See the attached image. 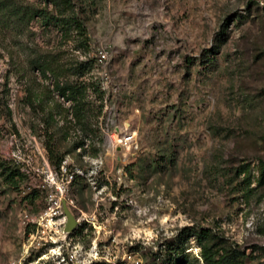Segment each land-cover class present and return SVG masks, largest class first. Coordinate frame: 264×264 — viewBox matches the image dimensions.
I'll use <instances>...</instances> for the list:
<instances>
[{
  "label": "rangeland",
  "instance_id": "obj_1",
  "mask_svg": "<svg viewBox=\"0 0 264 264\" xmlns=\"http://www.w3.org/2000/svg\"><path fill=\"white\" fill-rule=\"evenodd\" d=\"M50 9L85 35L0 25V264H205L202 244L213 264H264V0ZM125 128L131 151L109 141Z\"/></svg>",
  "mask_w": 264,
  "mask_h": 264
},
{
  "label": "trees",
  "instance_id": "obj_2",
  "mask_svg": "<svg viewBox=\"0 0 264 264\" xmlns=\"http://www.w3.org/2000/svg\"><path fill=\"white\" fill-rule=\"evenodd\" d=\"M40 4L32 3L28 0H0V25L4 30L16 35H24L28 33L31 24L39 19L43 27H50L53 24L62 23L63 26H69L74 23L82 35H85V30L81 19L78 17H61L50 9V4L53 0H40ZM54 59V58H53ZM31 68L35 71L41 72L44 76L47 73H56L52 66L51 58L43 55H36L30 60ZM81 88L72 89L71 87H64L61 89V94L71 101L78 98ZM261 178L264 180V164L261 167ZM201 240H208L213 238L212 235L206 232H201L199 235ZM202 244V243H201ZM204 248L203 257L205 264H213L212 259L216 256L212 254L211 248ZM174 249V248H173ZM215 264H221L220 258L214 260ZM184 259H180L174 264H183ZM233 264H236L233 261Z\"/></svg>",
  "mask_w": 264,
  "mask_h": 264
},
{
  "label": "built area",
  "instance_id": "obj_3",
  "mask_svg": "<svg viewBox=\"0 0 264 264\" xmlns=\"http://www.w3.org/2000/svg\"><path fill=\"white\" fill-rule=\"evenodd\" d=\"M106 59V55H102V60ZM109 141L113 145H118L117 149H122V150H127L131 151L135 146H136V133L131 132L130 129L125 128L124 132L120 133V136H118V140L115 141V137L108 135ZM58 208H52L49 210V212L46 214L47 216H50L52 219H59L61 217V212L58 211ZM67 221V218L65 217L64 219H61L60 222L61 224L58 226L59 228L62 227V225H65ZM42 226V225H41ZM43 227V226H42ZM44 231V229H43ZM46 232V231H45ZM50 240H54L52 237H50ZM46 242H49V239L46 238ZM47 253H44L42 256L35 260H20V261H13L10 264H53L51 262V259ZM62 262L64 264H71V262H74V256L72 255L71 258L67 259V257L63 256Z\"/></svg>",
  "mask_w": 264,
  "mask_h": 264
},
{
  "label": "water",
  "instance_id": "obj_4",
  "mask_svg": "<svg viewBox=\"0 0 264 264\" xmlns=\"http://www.w3.org/2000/svg\"><path fill=\"white\" fill-rule=\"evenodd\" d=\"M65 212L68 218V223L66 225V232L72 233L76 226L78 225L77 220L74 218V216L71 214V212L68 210L67 207H65Z\"/></svg>",
  "mask_w": 264,
  "mask_h": 264
}]
</instances>
